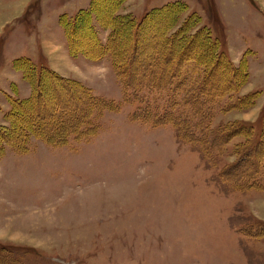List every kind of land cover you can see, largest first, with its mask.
Here are the masks:
<instances>
[{
	"label": "rangeland",
	"instance_id": "rangeland-1",
	"mask_svg": "<svg viewBox=\"0 0 264 264\" xmlns=\"http://www.w3.org/2000/svg\"><path fill=\"white\" fill-rule=\"evenodd\" d=\"M0 264H264V0H0Z\"/></svg>",
	"mask_w": 264,
	"mask_h": 264
},
{
	"label": "trees",
	"instance_id": "trees-1",
	"mask_svg": "<svg viewBox=\"0 0 264 264\" xmlns=\"http://www.w3.org/2000/svg\"><path fill=\"white\" fill-rule=\"evenodd\" d=\"M138 45V40L137 39H135V48H136V46ZM37 95V94H36ZM248 154V153H247ZM252 154V153H251Z\"/></svg>",
	"mask_w": 264,
	"mask_h": 264
}]
</instances>
